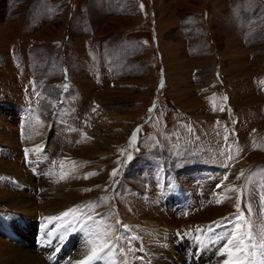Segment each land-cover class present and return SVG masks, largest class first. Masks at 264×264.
Instances as JSON below:
<instances>
[{
    "label": "rangeland",
    "instance_id": "obj_1",
    "mask_svg": "<svg viewBox=\"0 0 264 264\" xmlns=\"http://www.w3.org/2000/svg\"><path fill=\"white\" fill-rule=\"evenodd\" d=\"M148 1L0 0V194L30 199L35 226L72 209L49 232L77 226L81 252L107 231L117 264H166L204 228L264 264V0ZM36 165L18 190L8 170ZM15 215L0 203V225Z\"/></svg>",
    "mask_w": 264,
    "mask_h": 264
},
{
    "label": "bare ground",
    "instance_id": "obj_2",
    "mask_svg": "<svg viewBox=\"0 0 264 264\" xmlns=\"http://www.w3.org/2000/svg\"><path fill=\"white\" fill-rule=\"evenodd\" d=\"M40 150L41 149H38V152L36 153V158H40V157L43 158L42 157L43 153ZM37 162H39V161H37ZM13 171L10 169L8 170V172H11L12 174H14L13 177L17 179V181H16L17 185L16 186L19 187L18 190H20L22 187H25V186L29 187V188L35 186V183L33 182V176L32 177L30 175L24 176L23 173H21V172L14 173ZM40 172L44 173L43 170H41ZM40 172L36 173V174H38V178H40V176L42 174ZM38 178L36 180H38ZM45 179H48V178L45 177ZM45 179H43V180H45ZM10 194L11 195L7 196V197L4 196V194H0V203H4V206H6L10 209L16 210L17 214H18V212H20L23 215L13 216L12 220H10L8 227H3L2 225H0V233H2V234L6 233V232L13 233V235H14V241L13 242L16 243V246H13L12 245L13 243H11V241L10 242H6V241L4 242V241L0 240V263H3V264H46L38 256L37 252L35 253L34 250H31L30 245H28V246L25 244L18 245V243L20 242L19 238L25 237V239H27V237H30V235H31V238H33V235L35 232V221L31 218V216H33L35 214L36 207L33 206V203H31L30 199H26V198L24 199L22 197L20 198V196H17L14 193H10ZM55 201H52L51 203L55 202L54 204H60L62 206L67 204V203L65 204V202H63V201H61V202L57 201V200H55ZM54 212L57 214H55ZM54 212L48 213L47 211H45V212L37 214V215H39V216L42 215V217H40V218H42L43 220H45L46 217H48V216L51 218L54 215H57V216L60 215L61 217L60 216L59 217L63 218V216L61 215L62 213H60V211H59V213H58V211L57 212L54 211ZM17 218H19V219L17 220ZM20 225H25L26 227L31 229V233L29 234L28 232L25 233L23 231L25 234H22V236L21 235L17 236L13 232V230L18 232ZM207 228H212V226H208ZM204 229L201 230L200 233H199V231L196 230L197 232H193L192 235L186 234L187 236H189L186 239L184 238V236L179 237V235H178V237H179V238L177 237V240H179L178 248H175V245L166 247V248H168L167 250L175 248V249H177L178 253L176 252L175 254H173V253L169 254V253L165 252L163 254V256L166 259L165 260V262H167L166 264H169L170 262H168V261L172 260V259H175V264H192L191 263L192 261H194V264H204L202 261V258L198 257L199 254L208 255L206 257V259L209 258V260L212 256L214 258H215V256L219 257V259H221V258L224 259L227 256L225 262L228 261L229 264H231V262H233L232 254H228V255L223 254V250H225L227 246L226 247L216 246L215 243H213L210 240V238H208L205 235ZM201 233H203L204 235ZM145 235H147V234H145ZM145 235H144V233L141 234L140 239L142 242L145 240H149V238L146 237ZM60 236L61 235L59 234V237ZM116 239H117V237H116ZM87 240H90V239H87ZM87 240L84 241V243L81 247V249H82L81 252H77V248L74 245H68L67 249L60 248V245L63 242L60 244L56 243V245H55L56 249L55 250H53L52 248H48L47 251L42 250L40 252L48 254V257H49L48 260L50 263L54 262V264H57V262H59L60 264H76L77 261L84 260L85 256H87L88 252L91 250L90 245L86 247ZM25 241L30 244L29 239L25 240ZM113 241H116L115 238L112 240V242ZM193 242H195V245H193ZM155 250H157V249H155ZM182 254H185V255L182 256ZM151 255H153V254H151ZM63 257H64V259H62ZM202 257H204V256H202ZM152 258H153V256H152ZM198 258H200V259H198ZM219 259H217V260H219ZM196 261H197V263H195ZM89 264H117V262L115 261V259H113V257H111L107 254L106 255L103 254L102 258L91 261V262H89ZM152 264H153V262H152ZM217 264H219V262Z\"/></svg>",
    "mask_w": 264,
    "mask_h": 264
},
{
    "label": "snow or ice",
    "instance_id": "obj_3",
    "mask_svg": "<svg viewBox=\"0 0 264 264\" xmlns=\"http://www.w3.org/2000/svg\"><path fill=\"white\" fill-rule=\"evenodd\" d=\"M133 139H135V136L133 137ZM128 159H131V156H129ZM115 174H116V171L114 170L112 175H115ZM225 179H227V177H225ZM218 187H222V186L218 185ZM72 212L73 210L69 209L65 213H62L61 215L63 217H68L70 213ZM48 219L51 220L53 218H48ZM56 219H59V217H57ZM110 236L111 234L106 231L105 233L96 234L93 239L87 241L86 243L91 246V250L88 252L87 256H85L84 260L77 261L76 264H89V262L91 261L102 258L105 251L111 249ZM58 239L63 241L64 236L61 235L60 237H58ZM231 242H232L231 240L228 241L229 244H231ZM225 264H229V262L226 261ZM231 264H236V262L233 261L231 262Z\"/></svg>",
    "mask_w": 264,
    "mask_h": 264
},
{
    "label": "crops",
    "instance_id": "obj_4",
    "mask_svg": "<svg viewBox=\"0 0 264 264\" xmlns=\"http://www.w3.org/2000/svg\"><path fill=\"white\" fill-rule=\"evenodd\" d=\"M151 5H152V0H149L148 3H147V6H151ZM150 12H151V15L155 17L154 12L151 11V10H150ZM47 170H48V168H47ZM47 170H46V171H47Z\"/></svg>",
    "mask_w": 264,
    "mask_h": 264
}]
</instances>
